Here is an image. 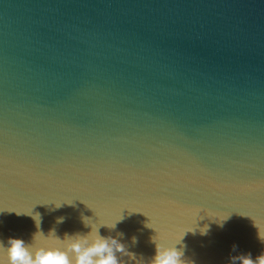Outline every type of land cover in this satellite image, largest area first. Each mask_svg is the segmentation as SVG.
I'll return each instance as SVG.
<instances>
[{"label":"water","instance_id":"water-1","mask_svg":"<svg viewBox=\"0 0 264 264\" xmlns=\"http://www.w3.org/2000/svg\"><path fill=\"white\" fill-rule=\"evenodd\" d=\"M76 198L143 212L164 243L231 214L175 244L195 264L260 253L264 0H0V209L33 206L62 238L95 219ZM127 209L99 234L147 264L153 229ZM34 231L0 212V237Z\"/></svg>","mask_w":264,"mask_h":264},{"label":"clouds","instance_id":"clouds-1","mask_svg":"<svg viewBox=\"0 0 264 264\" xmlns=\"http://www.w3.org/2000/svg\"><path fill=\"white\" fill-rule=\"evenodd\" d=\"M76 199L93 210L95 219L92 216L81 217L82 223L89 229L88 232L65 233L62 238L57 236L55 227H50L46 234L41 230V214L34 212L33 206L27 211L14 208L0 209V212L8 211L14 212L17 216L30 217L35 228L30 241H25L19 236L0 237V264H126L114 255V251H124V246L114 237H102L99 234V228H114L116 223L124 219L122 210L127 208H123L114 218H104L85 201ZM35 204L52 205V208L56 209L65 205L70 206L72 199H49ZM127 212L128 215L140 212L147 217L144 226L153 229L154 235L150 237V240L154 243L155 253L153 259L147 264H195L193 260L182 259V249H177L175 244L182 243L184 236L188 234L207 235L211 224L215 223L218 227H222L223 222L231 218V214L217 216L208 211H204L203 215L199 212L194 219L200 220L206 216L207 223L197 224L195 227L187 226L177 239L164 243L165 238L153 226L147 215L141 211L129 209ZM62 222L63 217L56 218V223ZM257 238L264 244V231L257 229ZM232 259H238L240 264H264V247L254 259L251 254L239 255ZM133 264H145V262L134 261Z\"/></svg>","mask_w":264,"mask_h":264}]
</instances>
